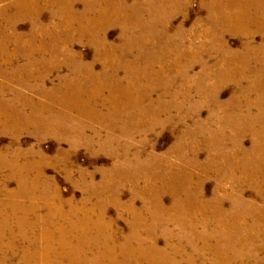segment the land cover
<instances>
[{"label": "bare ground", "instance_id": "6f19581e", "mask_svg": "<svg viewBox=\"0 0 264 264\" xmlns=\"http://www.w3.org/2000/svg\"><path fill=\"white\" fill-rule=\"evenodd\" d=\"M75 1L0 0V25L5 23L0 38L16 46L8 52L0 45V62L6 64L0 67V78L28 92L16 93L10 103L3 104L0 125L9 133L31 129L39 138L50 135L68 140L73 147L96 145L110 152L116 159L112 168L115 177H105L93 194L95 199L108 194L114 205L126 206L132 224L128 233L117 232L118 219L108 220L101 201L89 206V196L79 208L81 213L73 208L64 216V201L54 182L44 175L35 156L28 155L32 150L18 148L15 156H0V172L9 171L7 178L0 180L5 186V199H0V248L13 252L23 247L14 242L17 236L36 231L38 223H49L55 233L50 235L45 226V240L59 235L51 246L57 250L55 256L49 258L47 245L41 252L27 249L25 264H68L67 257L84 264H257L254 255L264 252V0H203L207 17L191 30L180 24L172 36L167 29L176 13L184 12L188 0H150L146 18L141 9H128L118 0V4L98 0L97 14L87 13L92 6L79 12ZM134 9L136 12L129 13ZM45 10L50 12L47 23L41 18ZM23 20L30 24L23 33L27 38L15 29L16 22ZM112 25L122 27L119 46L107 41L106 30ZM194 33L207 37L204 48L188 41ZM227 36L245 41L235 50L227 44ZM163 39L172 43L174 60L167 59L168 52L149 48V43L156 45ZM78 42L93 48L92 63H85L74 50ZM140 50L144 56H136ZM17 55L24 58V64L15 65L13 57ZM46 55L50 58L45 59ZM144 57L149 62L141 68L138 61ZM204 57L214 59V64L203 62ZM198 62L202 70L197 82L203 88L195 90L199 100L193 101L195 80L187 85L180 82L179 90L173 87L187 79ZM96 63L101 64V71L95 70ZM63 69L69 74L48 88L50 76L61 75ZM160 84L170 91L156 94ZM230 85L234 92L222 102L220 94ZM187 104L192 107L182 113L187 114L179 118H184L181 121L175 114ZM205 107L213 114L207 121H194L195 129L188 128L177 142L182 156H174L175 160L170 156H125L133 144L135 147L136 135L143 136L145 143L154 129L176 119L186 124L191 116L199 118ZM115 118L120 124H112ZM96 123L107 131L105 139L93 128ZM212 123L216 125L213 137L208 131ZM202 126L209 133L204 146L187 144L183 152L180 141L185 136L199 138ZM122 136L128 139L121 140ZM245 138L251 140L249 149L243 146ZM202 152L208 157L204 163L198 157ZM57 163L61 166L59 160ZM120 166L124 169L119 170ZM138 174L145 177L146 186L132 187V200L124 205L120 194L129 187L124 182L137 183ZM79 179L83 186L87 183L83 172ZM209 179H214V187L211 197L206 198L204 184ZM11 181L16 184L13 191L8 190ZM226 184H230V191L225 190ZM246 190H251L255 199H243ZM166 196L171 198L169 206L164 203ZM137 200L141 201L139 208ZM39 203L45 208V218L35 215L41 209ZM31 214L34 218L28 221ZM77 214L78 222L73 223L71 219ZM57 217L72 225L59 224ZM13 229L17 233L12 232L9 238L7 233ZM160 239L165 243L162 247ZM34 247L32 243L29 249Z\"/></svg>", "mask_w": 264, "mask_h": 264}, {"label": "rangeland", "instance_id": "374dc122", "mask_svg": "<svg viewBox=\"0 0 264 264\" xmlns=\"http://www.w3.org/2000/svg\"><path fill=\"white\" fill-rule=\"evenodd\" d=\"M67 1V0H64ZM116 4H119L131 9V8H139L141 9V14L143 15L144 18H146L150 12L148 10V7L150 5V0H114ZM77 5V10L79 12L84 11L89 14H97L100 12L99 10V1L98 0H76L75 1ZM86 6H92L93 10H87L85 11L84 8L86 9ZM186 8L184 7V12L181 13H176L175 19L173 20L172 26H170L168 30V35H173L174 32L176 31L177 27L180 24L184 25L185 30H191L192 26L195 25L200 19H204L207 17V9L204 7L203 0H188L186 3ZM130 11V10H128ZM126 11V12H128ZM136 10H132L129 13H134ZM49 10H45L41 18H43V22L47 23L49 21ZM185 15V16H184ZM185 19V20H184ZM201 26V25H199ZM5 27V23L1 22L0 25V30H2ZM205 29V26H201ZM15 29L17 33L24 35L23 33H27L28 30L30 29V24L27 20L19 21L16 22ZM206 30V29H205ZM10 32L12 31L11 29L9 30ZM122 32V27L119 25H112L109 26L106 30V35H107V41L109 43H115L116 45H121L122 44V39L123 36L121 35ZM12 33H10L8 36H10ZM25 38H27L24 35ZM174 40V39H173ZM188 41L191 42L193 45H202V48L206 46L208 42L207 37L204 35L198 34H192L188 37ZM245 39L240 38L238 36H227V44L237 50L240 49V44L244 42ZM173 42V41H172ZM256 42L259 43L261 42L260 36L256 37ZM169 43V42H168ZM166 44V40L163 39L156 45H152V43L149 48H153V51H160L161 52H168L169 57L167 59L169 60L172 59L174 60L175 56L174 53L172 52L174 48L170 45L172 43ZM0 45H4L2 47H7L8 52H12L13 50H16V46L12 41H5L2 38H0ZM187 45H190V43L187 42ZM46 46L49 48V39L46 41ZM151 48V50H152ZM192 49H196L193 48ZM74 50L81 54L83 56V61L85 63H92L93 62V48L89 45L86 44V42H81V43H76L74 46ZM166 50V51H165ZM172 50V51H171ZM175 51V50H174ZM14 53V52H13ZM142 53V54H141ZM144 56L143 51H137L136 56ZM42 57V56H41ZM50 58V56L46 55L45 59ZM145 58V57H144ZM141 58L138 62V66L143 68L146 67V64L149 62L147 57L144 59ZM166 59V57H163ZM3 59V58H2ZM147 59V60H146ZM41 60V59H40ZM143 61V62H142ZM203 62L208 61L209 63L214 64V59H208V58H203ZM13 62H15V65H22L25 63V60L23 57L17 55L13 57ZM142 62V63H141ZM145 62V63H144ZM200 65H196L192 71L190 72V75L187 77L185 80H179L177 84L173 87L174 90H179L182 86L180 82L185 81L186 85L189 84L192 80H195V85L194 89L191 93L192 97L194 98L193 101H198L199 96L196 94L195 90H200L203 87L198 84L197 78L202 70V63ZM145 64V65H144ZM4 62H0V67L2 68L5 66ZM157 65V63H156ZM158 68V65L156 67V70ZM102 66L100 63H96L95 70L101 71ZM69 74V71L67 69H63L61 75L57 73H53L49 80L47 81V87L52 88L55 85L58 84L59 78L62 75ZM125 77L124 73H120V78L123 79ZM164 77V76H163ZM161 77V78H163ZM164 79V78H163ZM125 78L123 79V81ZM214 83V80L212 79L210 83ZM211 83V84H212ZM6 85V86H5ZM2 86L5 88L2 89ZM16 86H14L12 83H6L3 78H0V112L3 109V104L5 103H10L15 96L16 93L20 94H28L27 91L24 90H19L15 89ZM163 90H168L166 87H163L161 84L157 87L156 89V94L160 91ZM170 91V90H168ZM234 92V86H227L226 88L223 89L222 93L220 94V100L222 102H225L229 99L231 94ZM34 97V96H33ZM192 105L187 104L185 107H183V111H179L180 113H176L175 116L177 119L180 117L185 116L186 112H189L191 109ZM213 112H210L209 107H205L202 109L201 115L199 118H196L194 116H191L192 118L185 120L186 124H180L178 120L176 119L175 122H171L168 124L163 125L161 128L154 129L150 134L146 136V142L143 143V136L136 135L135 139V147L133 144V148L125 155L130 158H133L136 154L138 156H157L158 158H162L165 156H170L169 158L172 160H175L174 156H182V151L177 147V142L179 141L181 135L184 134V132L188 128H192V130L195 129L194 126H192L194 121H197V119H201V121H207L206 119L212 115ZM189 115V114H188ZM214 119V118H211ZM119 120V119H118ZM117 118H115L112 121V124H120V120L118 121ZM181 121L184 120V118L179 119ZM136 121H133V124H136ZM211 126L208 128V131L210 135L212 134V137L216 135V130H215V124H210ZM95 130L98 129L100 134L98 135L101 139H105L107 136V131L105 128L98 124H94L93 127ZM31 130V129H30ZM30 130L28 129H23L24 132L19 133V134H14V132L9 133L7 131H4L2 126L0 125V156H15L14 151L16 149H21L23 151H28L32 150L31 153H29V156H35L36 161L40 162L39 166H42V171L44 175L51 179L55 186L57 187V190L59 191L61 195V199H63L64 203L61 205V208L63 209L64 216L67 217V213L70 210H76L78 211L79 208L82 206V203L85 201V197H91L89 200L90 205L89 206H95L99 201L104 204L106 208V216L109 221H114L118 219V224H117V232H121L123 234L128 233L129 227H131L130 224H132V220L128 216L126 209V206L120 205L116 206L113 203V198H110L108 194H105L103 198L95 199L93 190H99V187L101 183L103 182L105 177H109V180H111L112 177H115V174L113 172V165L116 162V159H114L111 155L110 152L108 151H103L102 149L100 150L96 145L93 147L87 146V145H79L76 147H73L71 143L68 140H60L58 138H54L50 135H45L43 138H39L38 136L36 137L35 134L31 133ZM88 135H93V132H87ZM206 130L205 126H202L201 131L199 133V138H189L188 136H185L180 142L184 146L183 152L186 153V146L187 144L196 146L199 144L200 147H203V141L207 138L209 134ZM120 137V135H119ZM123 137V136H122ZM121 140H126L128 138L123 137L120 138ZM243 146L245 149H249L251 147V140L249 138H245L243 141ZM6 150L8 152H6ZM60 156H62L61 159H58ZM199 161L201 163H204L208 158L207 153H200ZM34 160V159H33ZM57 160L60 161L61 166L58 165ZM124 168L120 166L119 170H123ZM0 172V180L4 181L7 176L9 175L8 170H1ZM80 172H83L84 176L87 178V183L83 186L84 182L79 179ZM122 172V171H120ZM138 182L133 183L131 181H126L124 182L127 184L129 187H126L120 194V197L122 198V203L124 205L128 204L132 200V187H135L139 185L140 188H143L146 186V179L144 176L138 174ZM16 181V179H13ZM230 184H226L225 187L227 191H230ZM131 186V188H130ZM5 187V186H4ZM4 187L0 183V199L4 200ZM8 190L13 191L16 188V184L14 181H11L8 184ZM85 187V188H84ZM214 187V179H209L205 182L204 184V195L206 198H210L212 195ZM229 187V188H228ZM52 192V191H50ZM112 194V193H111ZM222 194V193H220ZM114 196V194H112ZM223 195V194H222ZM220 195V196H222ZM243 199L246 201H250L254 198L253 192L251 190H246L245 193L242 195ZM171 202V198L169 196L164 197V203L165 205L169 206ZM257 203L260 201L256 200ZM24 202H20L22 204ZM54 204L59 205L54 202ZM39 206L41 209L37 211L35 215H40L41 218H45V208L43 207L42 203H39ZM141 206V201L137 200L136 201V207L139 208ZM229 202L225 201L224 207L228 208ZM118 207V208H117ZM74 208V209H73ZM121 210V211H120ZM78 212H82V210H79ZM121 213L122 215L118 217V214ZM78 214L75 216V218H72L71 221L73 223H77L78 220ZM34 214H31L28 216V221L33 220ZM58 218V217H57ZM13 224V227L16 228V221H11ZM58 223L61 225H66V226H71V222L64 221L62 218H58ZM49 224V223H48ZM45 225L42 223H38L37 225L39 227L36 228V231L33 232H27L24 236H17L14 240L15 243L22 245L23 247L19 246L15 251L9 252L2 247L0 248V264H25L24 261V256L26 253H24L27 249V252H34L37 249V252H41L42 249L46 246L47 253L50 259H53L55 256L57 250L54 249L51 246H55L54 243H56V238L59 237H50L48 240H45L44 234L46 233L44 227L47 226L48 232H50V235H53L55 232L53 231V227L51 225ZM49 227L51 230H49ZM12 232L14 234L17 233L16 229H13L11 232L7 233V236L9 238H12ZM143 234V233H142ZM7 241V238H5ZM41 240L46 241L44 243L41 242ZM6 241H3L2 243L5 244ZM34 243V248L29 249ZM42 243V244H40ZM164 240L160 239L159 240V247L164 246ZM210 246H212L211 243H209ZM62 248H65L64 246L61 245ZM253 251L257 250L256 247H252ZM60 250V248L58 249ZM21 252V253H20ZM20 253V254H19ZM258 262L257 264H264V261L261 260V258H264V252L261 254L256 253L254 255ZM5 258V259H4ZM78 262L77 258H71L67 257V263L68 264H84L82 262Z\"/></svg>", "mask_w": 264, "mask_h": 264}]
</instances>
